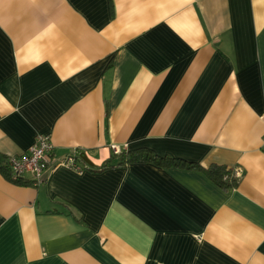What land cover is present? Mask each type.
<instances>
[{
	"label": "crops",
	"instance_id": "1",
	"mask_svg": "<svg viewBox=\"0 0 264 264\" xmlns=\"http://www.w3.org/2000/svg\"><path fill=\"white\" fill-rule=\"evenodd\" d=\"M40 134L41 181L0 174V264H264V0H0V154ZM114 147L236 184L97 169Z\"/></svg>",
	"mask_w": 264,
	"mask_h": 264
},
{
	"label": "trees",
	"instance_id": "2",
	"mask_svg": "<svg viewBox=\"0 0 264 264\" xmlns=\"http://www.w3.org/2000/svg\"><path fill=\"white\" fill-rule=\"evenodd\" d=\"M116 161L107 160L103 162L97 169H105L112 166L126 165L130 163H153L161 167H180L187 169L203 170L206 175L212 179L217 185L227 188L236 184V177L234 171L223 165L212 164L206 168L199 163L189 161L180 157L171 155H158L147 147H140L133 150H122L113 155ZM9 157L0 154V174L6 179L14 183H21L22 178L16 177L12 174L8 166ZM88 169H91L90 167Z\"/></svg>",
	"mask_w": 264,
	"mask_h": 264
},
{
	"label": "built area",
	"instance_id": "3",
	"mask_svg": "<svg viewBox=\"0 0 264 264\" xmlns=\"http://www.w3.org/2000/svg\"><path fill=\"white\" fill-rule=\"evenodd\" d=\"M262 143H264V140H262ZM53 147L54 145L49 136L37 135L27 153L9 157V169L16 177L23 178L25 175H29L34 183H38L49 164ZM113 150L115 153L119 151L117 147H114ZM77 159V155H69L63 160V164L73 170L82 171L86 166L80 165ZM237 174L235 172V177H237Z\"/></svg>",
	"mask_w": 264,
	"mask_h": 264
},
{
	"label": "water",
	"instance_id": "4",
	"mask_svg": "<svg viewBox=\"0 0 264 264\" xmlns=\"http://www.w3.org/2000/svg\"><path fill=\"white\" fill-rule=\"evenodd\" d=\"M80 157L85 163H87L88 165H92L91 161L87 158L86 155H81Z\"/></svg>",
	"mask_w": 264,
	"mask_h": 264
}]
</instances>
